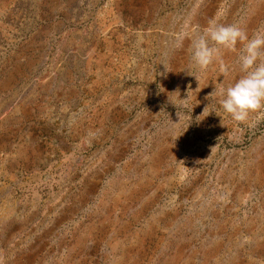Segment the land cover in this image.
<instances>
[{
	"label": "rangeland",
	"instance_id": "374dc122",
	"mask_svg": "<svg viewBox=\"0 0 264 264\" xmlns=\"http://www.w3.org/2000/svg\"><path fill=\"white\" fill-rule=\"evenodd\" d=\"M214 18L251 37L264 0H0V264H264L243 45L191 63Z\"/></svg>",
	"mask_w": 264,
	"mask_h": 264
},
{
	"label": "clouds",
	"instance_id": "9594fccd",
	"mask_svg": "<svg viewBox=\"0 0 264 264\" xmlns=\"http://www.w3.org/2000/svg\"><path fill=\"white\" fill-rule=\"evenodd\" d=\"M183 38L184 34L178 37L177 47L181 46ZM238 43L243 45L237 61L242 75L234 84L219 90L223 97L219 103L235 121L249 122L252 113H258L256 119L259 120L264 117V28L250 37L238 24H223L218 18L211 19L202 33L192 37L191 63L201 71L214 62L223 65L224 50L233 51ZM195 77L199 81L198 76ZM216 94L217 90L211 96ZM206 111L207 108L203 114Z\"/></svg>",
	"mask_w": 264,
	"mask_h": 264
}]
</instances>
